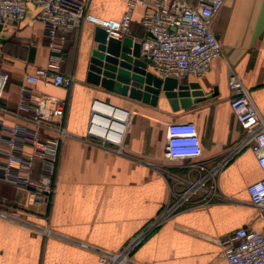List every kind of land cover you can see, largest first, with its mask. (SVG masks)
I'll use <instances>...</instances> for the list:
<instances>
[{"label": "crops", "instance_id": "0c3cea01", "mask_svg": "<svg viewBox=\"0 0 264 264\" xmlns=\"http://www.w3.org/2000/svg\"><path fill=\"white\" fill-rule=\"evenodd\" d=\"M83 1L89 13L103 19L120 18L127 3ZM143 12L139 4L132 12L133 40L147 35L140 24ZM33 16L30 8L23 21L3 26L7 38L0 43V52L6 59L2 70L8 78L0 103L11 110L25 74L49 62L42 25ZM94 27L82 21L67 36L60 68L73 79L72 85L56 87L42 80L37 84L40 92L67 102L61 123L68 136L58 153L51 204L27 206L30 219L44 223L42 215L47 216L46 224L54 235L41 236L0 220V264H100L98 255L78 242L121 252L137 236L143 237L127 253L131 262L125 264H227L220 240L240 227L258 230L264 226V211L249 203L247 193L261 170L253 144L241 146L243 132L229 107L227 86L229 75H238L264 115V0L224 1L210 24L221 44V55L204 76L180 81H196L205 95L212 96L176 112L162 94L151 106L85 82ZM30 41L33 46L28 45ZM94 98L131 113L120 150L101 146L87 136ZM0 118L12 123L1 113ZM177 120L194 122L202 149L200 160L208 168H217L220 196L203 203L198 192L148 229L184 189L182 179L197 175L189 173L187 162L163 156L165 124ZM27 197L26 189L0 181L1 207L26 206Z\"/></svg>", "mask_w": 264, "mask_h": 264}, {"label": "built area", "instance_id": "2783aa9c", "mask_svg": "<svg viewBox=\"0 0 264 264\" xmlns=\"http://www.w3.org/2000/svg\"><path fill=\"white\" fill-rule=\"evenodd\" d=\"M225 0H127L126 9L118 19H103L88 12L83 0H0V24L19 23L27 12L34 10V19L43 28L50 51L46 67L26 73L19 86L15 109L1 105L0 113L12 119L6 124L0 118V181L27 190L26 206H0V220L24 226L41 236L54 232L46 224L29 217V205H49L54 193L55 172L61 144L68 132L62 125L67 102L38 90L39 81L56 87L69 88L73 79L61 71L67 36L82 21L100 26L108 36L122 39L130 36L131 15L136 5L144 12L140 24L146 36L141 43V56L149 60L148 69L160 78L173 77L183 81L189 77L204 76L211 62L219 57L222 47L210 29L213 16ZM33 46L34 42H28ZM7 73L0 70V101L7 81ZM230 91L229 107L243 132L241 146L253 144L261 177L247 186L249 203L264 211V115L255 106L248 88L235 73L227 80ZM119 111L122 119L111 122L101 116V111ZM117 115V114H116ZM105 119L109 127L107 130ZM131 113L126 109L94 98L89 106L86 134L101 146L122 147V139ZM124 125L122 132L118 124ZM201 144L197 128L192 120H177L165 124L163 156L177 162H187L189 173L195 177L182 179L184 189L174 196L173 204L162 210L149 224L158 225L166 215L186 204L190 196L202 193V202L208 203L220 195L217 189L216 167H207L201 160ZM142 235V234H141ZM135 237L121 252L92 247L78 242L82 248L98 255L100 264H125L131 262L127 253L141 240ZM222 254L227 264H264V226L258 230L240 227L220 240Z\"/></svg>", "mask_w": 264, "mask_h": 264}, {"label": "water", "instance_id": "95a60500", "mask_svg": "<svg viewBox=\"0 0 264 264\" xmlns=\"http://www.w3.org/2000/svg\"><path fill=\"white\" fill-rule=\"evenodd\" d=\"M7 34L0 24V43ZM141 43L130 36L115 39L105 29L95 26L89 50L85 82L103 90L140 100L151 106L162 94L171 111L190 107L209 98L196 81L180 82L173 77L160 78L147 67L149 60L141 56Z\"/></svg>", "mask_w": 264, "mask_h": 264}, {"label": "bare ground", "instance_id": "6f19581e", "mask_svg": "<svg viewBox=\"0 0 264 264\" xmlns=\"http://www.w3.org/2000/svg\"><path fill=\"white\" fill-rule=\"evenodd\" d=\"M114 110H105V111H101V116L102 117H104V118H108L109 119V121L111 122L112 120H114L115 118H119V119H122V115H121V113L119 112V111H116V114H113L114 112H113ZM105 127H107V130H111V129H113L114 127L113 126H111V127H109V124H107V121H106V119H105V125H104V127L103 128H105ZM124 128V125H122V123L121 124H118V131L119 132H122V129Z\"/></svg>", "mask_w": 264, "mask_h": 264}, {"label": "rangeland", "instance_id": "374dc122", "mask_svg": "<svg viewBox=\"0 0 264 264\" xmlns=\"http://www.w3.org/2000/svg\"><path fill=\"white\" fill-rule=\"evenodd\" d=\"M10 38H12V37H10ZM13 38H14V37H13ZM14 39H15V38H14ZM10 47L12 48V45H11ZM17 52H18V50H17ZM3 58H4V55H3L2 52H0V70L3 69L4 61L6 60V59L4 60Z\"/></svg>", "mask_w": 264, "mask_h": 264}]
</instances>
